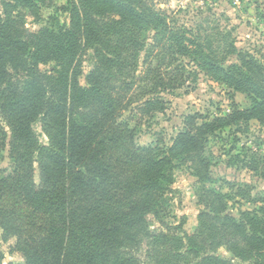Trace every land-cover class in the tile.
<instances>
[{
    "label": "trees",
    "instance_id": "1",
    "mask_svg": "<svg viewBox=\"0 0 264 264\" xmlns=\"http://www.w3.org/2000/svg\"><path fill=\"white\" fill-rule=\"evenodd\" d=\"M2 1L12 9L40 0ZM66 1L64 34L25 36L42 52L25 61L32 84L13 74L0 42V154L7 151L13 164L0 169V246L15 239L10 253L25 258L8 264H264V214L233 217L221 193L199 199L204 210L193 234L166 221L177 163L203 152L222 126L264 118V59L230 43L225 54L237 64L225 66L201 24L180 26L151 0ZM18 19L6 11L0 32L11 33ZM86 49L94 68L81 87L68 52ZM55 50L51 60L46 52ZM47 61L56 63L53 71L40 68ZM201 74L245 94L252 107L233 105L227 117L201 125L189 115L166 150L138 145L126 111L135 106L142 119L163 114V95ZM39 119L47 144L33 129Z\"/></svg>",
    "mask_w": 264,
    "mask_h": 264
},
{
    "label": "rangeland",
    "instance_id": "2",
    "mask_svg": "<svg viewBox=\"0 0 264 264\" xmlns=\"http://www.w3.org/2000/svg\"><path fill=\"white\" fill-rule=\"evenodd\" d=\"M157 10L164 11L180 26L195 28L202 25L204 35L212 36L213 46L220 53L225 66L237 64L236 59L228 56L227 47L233 43L239 51H249L264 59V0H151ZM6 11L19 17L17 24L0 32V42L8 46L6 62L13 74L32 84L30 62L25 63L31 51L42 53L38 48L26 44L25 36L39 34L44 29L54 33H65L64 28L71 23L67 12L66 0H40L34 7L21 5L8 9L0 0V27L6 19ZM7 32V34H6ZM229 35L226 39V35ZM15 36L14 41L7 42ZM227 35V36H228ZM225 37V38H223ZM26 44V45H25ZM62 46H64L62 44ZM59 50L46 52L51 60L60 55ZM74 57L80 76L78 83L86 87V77L94 68V54L90 49L69 51ZM222 55V56H221ZM41 64L43 71H53V61ZM196 84L189 88L163 95L166 110L151 118H141L133 106L124 114L136 130V141L140 146H156L166 150L173 140L184 131L185 118L197 115L198 123L214 121L227 117L233 105L247 111L252 107L249 98L223 84L217 83L201 74L196 77ZM30 93H36L29 87ZM0 125L6 127L0 116ZM33 129L42 143L48 140L42 132L40 119L33 124ZM9 133V132H8ZM13 166L9 153L0 154V169ZM177 195L170 203L166 221L182 228L183 233L193 234L199 225V215L204 205L199 202L207 192L221 193L226 196L228 213L238 217L241 212L264 214V118L240 119L207 136L205 150L194 154L188 161L177 163ZM182 233H180L181 235ZM182 236V235H181ZM14 241L0 246V262L23 263L22 253H10ZM218 254L231 258L225 249ZM150 261V259H149ZM138 262L143 263V258Z\"/></svg>",
    "mask_w": 264,
    "mask_h": 264
},
{
    "label": "crops",
    "instance_id": "3",
    "mask_svg": "<svg viewBox=\"0 0 264 264\" xmlns=\"http://www.w3.org/2000/svg\"><path fill=\"white\" fill-rule=\"evenodd\" d=\"M11 241H14V243H13V245L15 244V239H12ZM10 246H12V245H10ZM16 253H18V252H16Z\"/></svg>",
    "mask_w": 264,
    "mask_h": 264
}]
</instances>
